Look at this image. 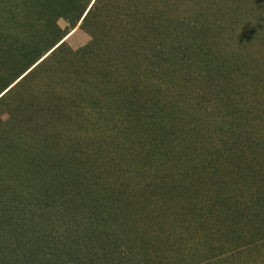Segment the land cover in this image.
Instances as JSON below:
<instances>
[{
    "label": "rangeland",
    "instance_id": "rangeland-1",
    "mask_svg": "<svg viewBox=\"0 0 264 264\" xmlns=\"http://www.w3.org/2000/svg\"><path fill=\"white\" fill-rule=\"evenodd\" d=\"M93 2L0 0V264H138L143 243L154 264H264V0ZM62 165L126 197L116 236L53 241ZM47 186L52 223L25 225Z\"/></svg>",
    "mask_w": 264,
    "mask_h": 264
},
{
    "label": "trees",
    "instance_id": "trees-1",
    "mask_svg": "<svg viewBox=\"0 0 264 264\" xmlns=\"http://www.w3.org/2000/svg\"><path fill=\"white\" fill-rule=\"evenodd\" d=\"M95 1H97V0H94V2ZM94 2H93V4H94ZM89 3H90V0H86V3H84V5H82V6H80V9L78 11H77V9L75 10V7L73 8V11L74 12L76 11V14L74 15L76 20L78 18H80V16L82 15V13L85 9V6H87ZM77 4H78V0H76V5ZM93 4L91 5L89 10L85 14L82 21H84L87 18V16L89 15ZM159 13H161V9H159L158 14ZM60 42H61V40L58 41L57 43H54L52 45V47L49 49V51L50 50L51 51L50 52L46 51V53L49 52L48 53V55H49V54L53 53L55 50H57L59 47H61V45L64 41H62L61 43ZM48 55H46L44 58L42 56L43 59L41 61H38V63L32 69H30L23 77H21V79L19 81L24 80V78L28 74H30L37 67V65L40 62H42ZM36 62H33L31 66H33ZM14 86H11L3 95H1L0 99L3 98L9 91H11L14 88ZM151 138L156 139V135L152 134ZM32 158H33V156H29L28 160L31 161ZM54 165L55 164H49L48 165L49 174H48L47 179L45 178L46 183H48V185L52 184L54 182V180L56 179V176H55L56 172L52 173L54 171L53 170ZM66 168H67L68 172L66 171L64 165L60 166L59 167V173H65V175H67V180H68L67 185H68V189H69L67 191L68 197H67V199H66V197L65 198L61 197L63 202L61 200L59 201V204H60V202H61V204H60V210H58V213L60 211L65 220H66V217L68 218L66 221H64V226H66V227L65 228L62 227V229L66 233L64 235L57 234L54 237L53 241H57L59 239H64V238H65V240L66 239L69 240L72 238V240L75 239L76 241L83 240L86 243L85 244L86 247L93 245L92 248H94V244H88L87 240H95V238L97 236H99V237L104 236V238H106V236H110V235H111V237L116 236L115 232H117L118 229L113 230L112 225L113 224H117L118 226L120 224L124 225L125 221H127V216H129V214H130L129 211H130V208L132 206L129 205V203L125 202L126 201V197H125V198H121V200H119L122 202L121 205H119L117 203V205L114 206L115 209H111L112 205H105V204H107V202H105V199H103L100 202L97 200L96 197H92L90 192L88 194L86 192L83 193V191L86 190V186L88 183L87 178H85L84 175L81 176V172L79 170L74 171V169L72 170V168H69L68 166H66ZM32 185L33 186H31V190H29V191H31V193H30L31 197L30 198L36 200V198H35L36 194H35V191L33 189L34 184H32ZM172 189H174V188H172ZM44 191L47 193L46 200H45L44 204L41 205L40 203L36 202V203H33L32 205L29 204L27 206L25 225L33 226L35 223L34 219L37 217L36 215H38L39 212H40V215L42 217H44V220L48 221V224L52 223V217L53 216L51 213L55 207V203L52 199L53 191L50 190V186H47V188H45ZM80 194H81V196H80ZM59 204H58V206H59ZM35 208L38 209V211H39L38 213L33 212L35 210ZM116 209H118L120 211V213H121L120 215L118 214ZM98 216L103 217V219H102L103 224L94 226L93 224L95 221H97ZM99 226H102L105 228V231L103 232V234H102L103 230ZM44 227L46 229L48 228V226H44ZM46 229H45V231L42 230L44 232V237L46 239L53 238L52 232H48V231L46 232ZM262 230H264L263 227H262ZM32 232H34V228L29 227L27 230V234L29 236L28 241L30 239L32 240V238H34V235L32 234ZM133 232H134V230L132 228H130L129 233H133ZM74 235H75V237H74ZM119 240H121V239H119ZM72 245L75 246V244H72ZM95 247L97 249L99 246L97 245ZM71 248H72V246H69V253H68L66 251V247L64 245L56 246V244L54 243V244L47 246V249L49 251H51V252H57L58 251L59 255H63V256H64L65 252H67V256L72 255V253H70ZM138 250H139V252L134 251V250H130L129 253L132 256V261H136L135 257L139 256V258L137 260L138 264H154V261H155L154 254L156 253V251L153 253L149 252V248L144 243L139 245ZM89 252H93V251H89ZM105 257L102 260V262L105 260ZM112 257H114L113 254L110 256V258H112ZM125 263L128 264L129 262H125Z\"/></svg>",
    "mask_w": 264,
    "mask_h": 264
},
{
    "label": "water",
    "instance_id": "water-1",
    "mask_svg": "<svg viewBox=\"0 0 264 264\" xmlns=\"http://www.w3.org/2000/svg\"><path fill=\"white\" fill-rule=\"evenodd\" d=\"M64 40H65V38H64L62 41H64ZM62 41H61V42H62ZM61 42H60V43H61ZM57 45H58V44H57ZM57 45H56V46H57ZM56 46H55V47H56ZM47 55H48V54H47ZM42 59H43V58H42ZM42 59H41V60H42ZM41 60H39V61H41ZM37 63H38V62H37ZM35 65H36V64H35ZM35 65H34V66H35ZM34 66H33V67H34ZM33 67H32V68H33ZM32 68H30V69H32ZM28 71H29V70H28ZM24 75H25V74H23L21 77H23ZM21 77H20L19 79H21ZM10 87H11V86H10ZM10 87H9V88H10ZM9 88H8V89H9ZM8 89H7V90H8ZM7 90H6V91H7ZM6 91H5V92H6ZM5 92H4V93H5ZM4 93H3V94H4ZM3 94H1V95H3ZM1 95H0V96H1Z\"/></svg>",
    "mask_w": 264,
    "mask_h": 264
}]
</instances>
